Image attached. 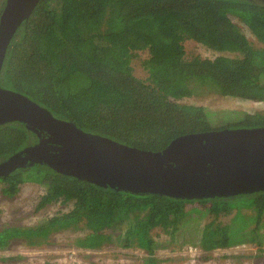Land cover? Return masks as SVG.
Instances as JSON below:
<instances>
[{"label": "trees", "instance_id": "1", "mask_svg": "<svg viewBox=\"0 0 264 264\" xmlns=\"http://www.w3.org/2000/svg\"><path fill=\"white\" fill-rule=\"evenodd\" d=\"M186 41L218 55H187ZM137 52L146 53L144 78L134 74ZM0 86L86 133L143 151L189 134L264 127L260 111L181 102L209 91L264 103V0H40L10 41ZM37 141L21 123L0 125V162ZM24 183L43 186L68 211L35 228H0V250L14 237L32 243L79 226L75 247L138 248L146 264L171 245L207 253L264 243V191L205 200L105 192L33 166L1 177L2 196L13 199Z\"/></svg>", "mask_w": 264, "mask_h": 264}, {"label": "water", "instance_id": "2", "mask_svg": "<svg viewBox=\"0 0 264 264\" xmlns=\"http://www.w3.org/2000/svg\"><path fill=\"white\" fill-rule=\"evenodd\" d=\"M40 0H5L0 11V72L10 41ZM21 123L38 141L0 162V178L33 166L105 192L182 200L264 191V127L223 129L143 151L86 133L74 123L0 86V125Z\"/></svg>", "mask_w": 264, "mask_h": 264}, {"label": "rangeland", "instance_id": "3", "mask_svg": "<svg viewBox=\"0 0 264 264\" xmlns=\"http://www.w3.org/2000/svg\"><path fill=\"white\" fill-rule=\"evenodd\" d=\"M1 3V0H0ZM249 41L255 46L260 43L247 31L244 32ZM187 55H199L201 58L212 59L218 53L208 50L193 41H186ZM226 56L233 54L223 53ZM146 53L137 52L132 61L134 74L140 78L145 73L140 62L145 59ZM182 103L195 104L211 111L238 110L248 113L260 111L264 113V103L240 101L233 98L221 97L209 91L201 92L185 98ZM0 184V228L20 227L35 228L50 221L56 215L68 211L69 204L53 202L47 199L45 188L34 183L20 184L13 199H7L1 194ZM224 223L226 218H219ZM82 227L53 231L48 238L30 239L14 237L0 250V264H146V251L134 248L124 249L117 245H105L100 249H81L74 246V240L83 235ZM264 233V229L262 230ZM156 234L160 232L156 231ZM161 240L162 235H161ZM175 245L164 250H156L153 263L148 264H264V243L262 247L256 244L238 246L227 249H217L204 253L196 248L195 253ZM195 249V247H192Z\"/></svg>", "mask_w": 264, "mask_h": 264}, {"label": "built area", "instance_id": "4", "mask_svg": "<svg viewBox=\"0 0 264 264\" xmlns=\"http://www.w3.org/2000/svg\"><path fill=\"white\" fill-rule=\"evenodd\" d=\"M187 251L189 253H195L197 251V249L196 248L195 249H192V247H189V249H187Z\"/></svg>", "mask_w": 264, "mask_h": 264}]
</instances>
